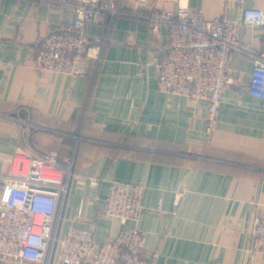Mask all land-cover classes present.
<instances>
[{"label": "crops", "instance_id": "crops-1", "mask_svg": "<svg viewBox=\"0 0 264 264\" xmlns=\"http://www.w3.org/2000/svg\"><path fill=\"white\" fill-rule=\"evenodd\" d=\"M151 1L169 10L188 5L206 18L264 10V0ZM74 18L45 0H0V173L16 149H55L73 157L65 226L89 229L100 242L134 223L144 232V254L159 247L154 264H264L263 253L248 254L254 217L264 213V98L246 89L252 59L232 52L208 139L204 102L158 89L149 61L165 53L168 40L140 17L122 13L109 27L86 24L90 37H107L94 76L36 71L42 37ZM262 34L261 26L239 27L258 48ZM110 180L144 187L137 221L104 215Z\"/></svg>", "mask_w": 264, "mask_h": 264}, {"label": "built area", "instance_id": "built-area-1", "mask_svg": "<svg viewBox=\"0 0 264 264\" xmlns=\"http://www.w3.org/2000/svg\"><path fill=\"white\" fill-rule=\"evenodd\" d=\"M75 14L72 23L51 29L42 37L33 58L38 72L92 76L98 71L106 35L90 37L86 24L109 27L116 15L126 13L146 21L153 33L163 30L168 44L155 55L153 66L160 91L202 100L206 110L205 134L216 129L222 93L229 82L232 52L252 59L246 89L264 98V10L242 7L239 19L206 18L188 5L175 10L158 7L151 0H45ZM242 0H238L241 2ZM240 25L263 28V46L239 36ZM29 132V119L22 121ZM72 156H59L55 149H16L7 171L0 173V264H154L159 247L146 254L144 232L129 224L110 238L96 242L92 231L63 224V207L71 177ZM91 186L100 179L90 177ZM183 194V193H181ZM144 187L110 180L103 213L122 224L135 222L143 210ZM81 214V206L77 215ZM264 254V213L253 220L248 254Z\"/></svg>", "mask_w": 264, "mask_h": 264}, {"label": "rangeland", "instance_id": "rangeland-1", "mask_svg": "<svg viewBox=\"0 0 264 264\" xmlns=\"http://www.w3.org/2000/svg\"><path fill=\"white\" fill-rule=\"evenodd\" d=\"M19 121V120H18ZM21 124H22V122H20ZM22 126H23V124H22Z\"/></svg>", "mask_w": 264, "mask_h": 264}, {"label": "trees", "instance_id": "trees-1", "mask_svg": "<svg viewBox=\"0 0 264 264\" xmlns=\"http://www.w3.org/2000/svg\"><path fill=\"white\" fill-rule=\"evenodd\" d=\"M23 124V123H22Z\"/></svg>", "mask_w": 264, "mask_h": 264}]
</instances>
